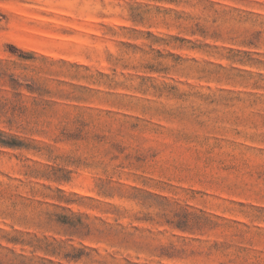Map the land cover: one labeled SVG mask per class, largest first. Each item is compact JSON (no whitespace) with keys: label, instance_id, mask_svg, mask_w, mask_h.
Masks as SVG:
<instances>
[{"label":"rangeland","instance_id":"rangeland-1","mask_svg":"<svg viewBox=\"0 0 264 264\" xmlns=\"http://www.w3.org/2000/svg\"><path fill=\"white\" fill-rule=\"evenodd\" d=\"M0 264H264V0H0Z\"/></svg>","mask_w":264,"mask_h":264}]
</instances>
